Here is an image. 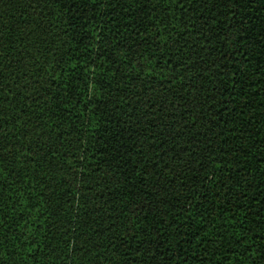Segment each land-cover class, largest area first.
I'll use <instances>...</instances> for the list:
<instances>
[{
  "label": "trees",
  "instance_id": "obj_1",
  "mask_svg": "<svg viewBox=\"0 0 264 264\" xmlns=\"http://www.w3.org/2000/svg\"><path fill=\"white\" fill-rule=\"evenodd\" d=\"M0 264H264V0H0Z\"/></svg>",
  "mask_w": 264,
  "mask_h": 264
}]
</instances>
